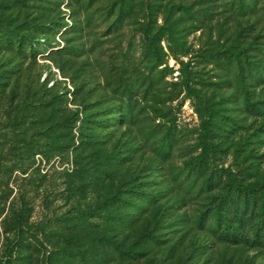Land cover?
Masks as SVG:
<instances>
[{"label":"rangeland","instance_id":"1","mask_svg":"<svg viewBox=\"0 0 264 264\" xmlns=\"http://www.w3.org/2000/svg\"><path fill=\"white\" fill-rule=\"evenodd\" d=\"M254 2L0 0V264H264ZM231 183L258 193L243 223Z\"/></svg>","mask_w":264,"mask_h":264},{"label":"trees","instance_id":"2","mask_svg":"<svg viewBox=\"0 0 264 264\" xmlns=\"http://www.w3.org/2000/svg\"><path fill=\"white\" fill-rule=\"evenodd\" d=\"M236 1V6L240 9V10H253L254 6H255V2L254 0H252V4L250 5L248 2H246L245 0H235ZM124 10V7L121 8V11ZM149 47L147 48V51H149L147 54L150 57H153L154 59H156L155 57V52H156V48L154 47V45H152L151 43L148 45ZM259 50H263L264 51V47H257ZM245 49H240L237 52H235V58H237V62H238V68L242 69L244 72L247 73V76L250 78V80H252L253 82L257 83H264V63L261 61H252L250 59H243L241 56L242 54H248L243 52ZM130 96L127 97L128 100H130ZM130 103H128L129 105ZM245 106L248 110L257 113L261 110V108L264 109V100L262 99H256L255 101H248L247 99L245 100ZM64 149V147H63ZM62 149V150H63ZM165 151H167V148L164 149ZM111 163H107V165H110ZM113 165V164H111ZM208 181H211V178L208 177L207 178ZM232 185L234 184V186L236 188L239 189V191H237V194H235L236 198L232 199L231 197L228 198V200H226L225 204L223 207H220L224 210H232L233 214L237 215L235 220H238L239 223H243L244 220H246V212L248 207L250 206V202H249V198L250 196H252L253 201L256 200L258 193H250L251 191H253L255 189V187H253L252 185L255 184H251L250 185H239L237 183H231ZM241 207L240 213L238 212V208ZM256 207H253L252 212H254ZM239 213V214H238ZM203 218V217H201ZM204 219V218H203ZM86 219L82 216L79 217L78 219H76V225L79 226V222L80 224L85 221ZM253 222L251 223L252 227H253V232H254V239L256 243H261L264 244V219L260 220H256L253 219ZM235 222L233 219H230L229 222L225 223L222 225V229L223 232L225 234V236H227L228 238H235L233 237V235H237L238 231L236 230V225H234ZM248 224V223H247ZM81 227V226H80ZM254 241V240H253ZM73 251L72 248L70 249V247H63L58 255L54 256V263L55 264H66V261H68V257L69 256H73ZM78 253H80V258L81 259H88V256H86V254H84V252L79 251Z\"/></svg>","mask_w":264,"mask_h":264}]
</instances>
